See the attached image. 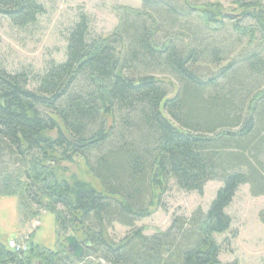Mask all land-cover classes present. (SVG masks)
I'll return each mask as SVG.
<instances>
[{
  "label": "trees",
  "instance_id": "1",
  "mask_svg": "<svg viewBox=\"0 0 264 264\" xmlns=\"http://www.w3.org/2000/svg\"><path fill=\"white\" fill-rule=\"evenodd\" d=\"M142 3L104 37L91 36L81 13L69 30L65 59L39 74L0 66V162L6 156L19 162L24 178H3L0 196L18 195L23 212L27 202L41 204L59 222L68 220V229L83 226L92 245L79 263L98 255L108 264H226L215 238L230 227L225 208L241 184H249L253 196L264 195V4L238 3L260 5L249 13L257 27L253 21L240 26L220 4L203 13L210 28L229 20L230 33L248 42L217 77H203L202 57L219 64L237 43L202 41L200 54L201 46L169 33L159 41L161 24L173 23L181 11L169 0ZM183 8L189 15L194 9ZM45 12L40 0H0V14L20 28ZM156 72L170 73L179 87L172 92ZM76 155L99 187L57 173L58 163ZM214 179L222 186L207 211L175 215L167 230L150 235L135 226L160 203L169 182L202 194ZM113 222L131 228L118 241L108 235ZM27 243V252H16L0 240V264L73 262L65 242L57 251Z\"/></svg>",
  "mask_w": 264,
  "mask_h": 264
},
{
  "label": "rangeland",
  "instance_id": "2",
  "mask_svg": "<svg viewBox=\"0 0 264 264\" xmlns=\"http://www.w3.org/2000/svg\"><path fill=\"white\" fill-rule=\"evenodd\" d=\"M40 1L44 4L46 12L38 17L36 23L24 28L15 26L8 17L0 14V66L8 72L25 70L31 71L32 74H39L51 62L63 61L66 57L69 30L78 21L81 13H85L89 18L91 36L104 37L118 29L123 20L129 18V12L143 9L142 0ZM169 1L181 13L176 14L173 23L168 21V23L161 24V31L158 34L159 41L165 40V36L169 33L175 38L184 40L186 44L192 43L196 48L201 46L198 47L200 54H202V46H206V44L213 45L215 42L227 40L229 41L226 44L232 41L237 43L234 50L229 55L226 53L225 58L219 64H214L206 57H202L197 66L201 72L200 75L203 77L213 74L214 77H217L216 74L221 66L226 65L228 61L235 57H240V52L248 45L247 39H241L236 34H231V29H228L231 25L229 20L226 21V26L224 25L221 29L216 26L210 28L202 20L203 13L216 10H213L210 5L220 4L222 9L233 15L234 20H237V24L248 26L254 20L249 13L260 10V5L240 8L238 3L256 4L257 1L264 4V0ZM185 5L190 8L193 6L194 9H192L191 15L186 14L187 11H184L183 6ZM149 8L151 9V7ZM254 26L257 27L256 22ZM190 39L195 40V42H191ZM156 76L165 82L172 92L179 87L177 79L168 72H156ZM226 88L228 87L226 86ZM55 158H58V155H55ZM18 164L19 162L15 164L11 162L8 156L3 157L0 162V181H3V178H5L4 182L17 179L22 180V183L24 178L17 170ZM57 165L59 166L57 173L61 177L69 179L75 175L99 187L98 180L88 171L82 157L76 155L72 160L63 159ZM221 186L222 182L219 179L210 180L205 184L203 193L200 194L197 191L180 189L171 181L167 184V188L163 190L160 203H156L151 207V214L136 221L135 226L143 227L144 233L149 235L158 231H165L169 228L175 215L189 218L198 207L203 211H207ZM27 204V207H24L25 212H23V206L20 205L18 195L0 196V240L7 242L9 239H16L19 243L26 244L27 240L30 243L31 239L33 244L49 250L64 249L62 246L64 243L63 237L68 233H72L71 231H75V228L80 227V224L76 223L77 225L68 229L66 225L70 227V222L67 220V223H64L65 218H60L59 222L56 212L42 209L41 204H30L28 202ZM29 206V209L33 208L35 211L37 210L38 214H41L34 215L32 211L27 212ZM58 209H61V207L58 206ZM262 210H264V195L253 196L250 185L247 183L241 184L232 201L225 208L226 213L231 218L229 229L215 235L216 240L222 246L219 257L223 263L264 264V223L260 220ZM63 223L65 228L61 226ZM130 229V227L119 222H113L112 227L108 230L109 238L118 241ZM79 235V238L85 237L88 239L90 237L84 233ZM65 253L69 254L68 250ZM69 257L73 260L71 264H108L104 258L98 255H94V259L86 260L83 263H79L80 261L73 255Z\"/></svg>",
  "mask_w": 264,
  "mask_h": 264
},
{
  "label": "water",
  "instance_id": "3",
  "mask_svg": "<svg viewBox=\"0 0 264 264\" xmlns=\"http://www.w3.org/2000/svg\"><path fill=\"white\" fill-rule=\"evenodd\" d=\"M246 15V14H243ZM63 241L67 245V250L70 254H72L78 261H80L83 257V253L85 248L91 246L90 239L79 240L74 234H67Z\"/></svg>",
  "mask_w": 264,
  "mask_h": 264
},
{
  "label": "built area",
  "instance_id": "4",
  "mask_svg": "<svg viewBox=\"0 0 264 264\" xmlns=\"http://www.w3.org/2000/svg\"><path fill=\"white\" fill-rule=\"evenodd\" d=\"M8 246L13 250V251H16V252H24L27 250V247L25 244L23 243H19L17 242L16 240L14 239H11L9 240L8 242Z\"/></svg>",
  "mask_w": 264,
  "mask_h": 264
},
{
  "label": "flooded vegetation",
  "instance_id": "5",
  "mask_svg": "<svg viewBox=\"0 0 264 264\" xmlns=\"http://www.w3.org/2000/svg\"><path fill=\"white\" fill-rule=\"evenodd\" d=\"M83 230H84V227L82 226V227H80V228H75V231H71L72 233H69V234H74V235H76L77 238H78L79 240L86 239L85 237H84V238H79V237H78V236H80L79 234L83 233ZM89 236H91V234H90ZM89 238H90V237H89ZM85 249H86V248H85Z\"/></svg>",
  "mask_w": 264,
  "mask_h": 264
},
{
  "label": "bare ground",
  "instance_id": "6",
  "mask_svg": "<svg viewBox=\"0 0 264 264\" xmlns=\"http://www.w3.org/2000/svg\"><path fill=\"white\" fill-rule=\"evenodd\" d=\"M89 239V238H88Z\"/></svg>",
  "mask_w": 264,
  "mask_h": 264
}]
</instances>
